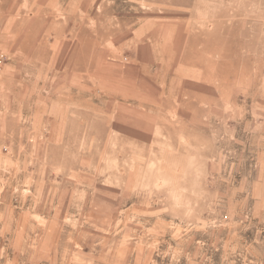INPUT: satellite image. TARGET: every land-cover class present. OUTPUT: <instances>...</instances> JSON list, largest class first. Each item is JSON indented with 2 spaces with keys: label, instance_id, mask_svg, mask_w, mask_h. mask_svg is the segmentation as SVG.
<instances>
[{
  "label": "rangeland",
  "instance_id": "rangeland-1",
  "mask_svg": "<svg viewBox=\"0 0 264 264\" xmlns=\"http://www.w3.org/2000/svg\"><path fill=\"white\" fill-rule=\"evenodd\" d=\"M0 264H264V0H0Z\"/></svg>",
  "mask_w": 264,
  "mask_h": 264
}]
</instances>
